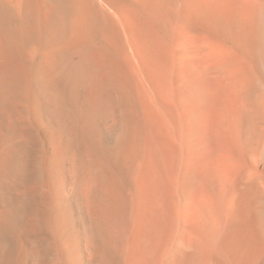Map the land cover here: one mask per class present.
I'll list each match as a JSON object with an SVG mask.
<instances>
[{
	"label": "bare ground",
	"instance_id": "1",
	"mask_svg": "<svg viewBox=\"0 0 264 264\" xmlns=\"http://www.w3.org/2000/svg\"><path fill=\"white\" fill-rule=\"evenodd\" d=\"M0 264H264V0H0Z\"/></svg>",
	"mask_w": 264,
	"mask_h": 264
}]
</instances>
